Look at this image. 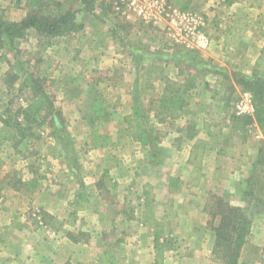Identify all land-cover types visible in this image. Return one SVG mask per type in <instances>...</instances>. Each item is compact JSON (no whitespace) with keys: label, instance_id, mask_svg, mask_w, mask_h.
<instances>
[{"label":"rangeland","instance_id":"obj_1","mask_svg":"<svg viewBox=\"0 0 264 264\" xmlns=\"http://www.w3.org/2000/svg\"><path fill=\"white\" fill-rule=\"evenodd\" d=\"M51 1L74 11L76 30L29 31L17 47H0V117L29 99L32 91L19 92L18 84L31 76L65 127L56 131L48 116L34 123L20 116V129L0 142V264H227L223 251L212 252L218 200L251 222L239 264H264V125L252 122L241 133L236 123L252 116L254 90L264 101V87L251 82L264 53L223 73L202 50L171 43L162 25L114 10L119 0H95L92 12L79 0ZM189 9L203 15L198 2ZM26 13L24 0H0V19ZM148 64L161 69L150 83L140 69ZM159 73L223 79L191 89L181 116L159 123L151 110ZM244 93L250 114L238 113ZM133 104L144 114V148L124 122ZM94 130L111 135L107 147H92ZM170 176L182 180L178 192L166 191ZM18 178H37L36 189L24 190ZM80 192L82 209L65 205Z\"/></svg>","mask_w":264,"mask_h":264},{"label":"trees","instance_id":"obj_2","mask_svg":"<svg viewBox=\"0 0 264 264\" xmlns=\"http://www.w3.org/2000/svg\"><path fill=\"white\" fill-rule=\"evenodd\" d=\"M84 9L93 11L95 0H79ZM176 6L181 9H189L191 2L189 0H171ZM51 0H24L26 15L19 21H8L0 19V47L7 46L10 49L15 48L20 44V40L29 32L35 31L38 34L57 37L68 34L77 28L74 11L71 9L51 8ZM59 7V3L56 2ZM104 15V13L100 14ZM142 73L147 75V83L155 77V70L160 69L159 66L148 64L140 66ZM161 70V69H160ZM257 76L252 83L260 87H264V69L254 72ZM158 79L162 82V89L157 99L153 101L151 110L155 120L163 123L169 119H177L181 116L182 110L188 105L191 97V89L196 86V78L194 75H188L184 80H174L166 74L159 73ZM154 76V77H153ZM11 80L12 83L14 81ZM151 87V85H149ZM25 88L30 89L31 95L24 105L19 104L14 110L13 116L9 113L11 110L4 111L5 117H0L1 126L0 132L4 135L0 138V142L10 138V133L13 130L20 129V116L27 123H34L39 118H50L51 126L56 131L65 130L63 125L62 114L53 107L50 95L34 80L31 76H26L23 81L18 84V91L21 92ZM261 92L259 88L254 90V111L252 116L244 115L237 118V125L244 132V126L252 122L263 126L264 125V101L259 96ZM8 112V113H6ZM138 104L131 106V114L124 119L127 127L131 128V137L134 141L144 148L149 144L150 140L145 128L140 124L139 118L143 116ZM23 137V135L21 136ZM60 136L55 135V143ZM111 135L99 133L94 130L91 138L93 148H104L110 144ZM56 145V144H55ZM61 155V152L58 155ZM52 156L55 157L52 153ZM37 178L15 179V184H19L26 191H34L37 187ZM182 180L179 177L170 176L168 179V191L175 193L180 190ZM85 199L82 193L77 194V200L74 205L81 208L80 201ZM213 216L219 217V222L215 226V240L212 252L214 254L219 251L224 252L227 264H239L240 251L245 244L250 233L251 222L244 216L240 207L231 206L221 200L217 201V208L212 213ZM154 242L157 245V233H154ZM69 264V263H65Z\"/></svg>","mask_w":264,"mask_h":264},{"label":"crops","instance_id":"obj_3","mask_svg":"<svg viewBox=\"0 0 264 264\" xmlns=\"http://www.w3.org/2000/svg\"><path fill=\"white\" fill-rule=\"evenodd\" d=\"M189 1L190 6L197 2L201 4L205 20L204 30L210 38L208 49L202 51L210 57L218 70L226 73L229 66L238 69L246 64V59H253L250 66L260 59V54L264 53V0ZM205 76L196 82L194 89L203 90L211 83L221 84L223 79L219 74L214 77ZM86 191L87 195L85 192L80 193L88 196L89 192ZM166 191L169 192L168 188ZM74 202H67L65 205L75 206ZM70 215L71 223L77 221L78 214ZM66 222H69V217L64 223Z\"/></svg>","mask_w":264,"mask_h":264},{"label":"built area","instance_id":"obj_4","mask_svg":"<svg viewBox=\"0 0 264 264\" xmlns=\"http://www.w3.org/2000/svg\"><path fill=\"white\" fill-rule=\"evenodd\" d=\"M113 8L127 17L133 15L142 22L162 25L165 36L173 44L194 50L209 47L210 38L204 30L205 20L201 13L181 9L168 0H119ZM237 107L238 113H252L251 95L242 94Z\"/></svg>","mask_w":264,"mask_h":264}]
</instances>
